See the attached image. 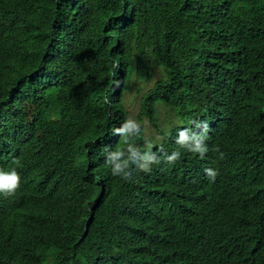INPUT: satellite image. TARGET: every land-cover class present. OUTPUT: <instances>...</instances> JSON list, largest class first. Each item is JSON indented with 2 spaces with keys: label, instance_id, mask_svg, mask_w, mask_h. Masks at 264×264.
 <instances>
[{
  "label": "trees",
  "instance_id": "1",
  "mask_svg": "<svg viewBox=\"0 0 264 264\" xmlns=\"http://www.w3.org/2000/svg\"><path fill=\"white\" fill-rule=\"evenodd\" d=\"M263 95L264 0H0V170L20 176L0 194V264H197L200 244L207 264H264L199 243L219 210L223 240L258 230L264 245V169L212 181L213 146L200 159L177 144L256 97L237 132L264 147ZM129 146L160 163L112 175Z\"/></svg>",
  "mask_w": 264,
  "mask_h": 264
},
{
  "label": "clouds",
  "instance_id": "2",
  "mask_svg": "<svg viewBox=\"0 0 264 264\" xmlns=\"http://www.w3.org/2000/svg\"><path fill=\"white\" fill-rule=\"evenodd\" d=\"M255 98H252L251 102H254L250 106L248 105L251 102L242 105V107L228 113L227 117L214 122L213 125L203 123L204 126L198 135L196 134V129L200 126L198 123L192 125L190 132L193 135L191 137L188 135L187 130L179 133L177 144L188 152L199 154L200 159H204L209 150L208 147L213 146L211 150L213 163L205 169L206 176L212 181H218L224 174L227 172L230 174L233 171L241 172L244 177L251 178L264 169V163L257 162V157L261 153L259 151H263L264 147H256L257 143H247L245 135L237 132H241L242 128L249 125L248 117L253 105L256 104ZM260 117L264 123V101H261ZM134 127L135 124L128 122L121 131L128 132ZM128 151L131 153L128 160H122L124 156L122 150H117L110 155L107 164L111 167L112 175L121 176L126 181L131 180V172L125 171L131 165H135L138 171L148 173L151 171L152 165L160 163L156 155L151 152L146 151L143 155H140L131 146H129ZM180 155L179 151L173 152L170 156H166L165 163L172 164L178 161ZM19 186L20 176L15 169L11 171L0 170V194L4 196L14 195ZM205 214L207 223L200 234L199 243L200 241L203 243L214 241L218 243L222 240L226 245V252L229 243L232 246L233 253H243L246 263L258 258L264 252V245L259 241L257 235L258 230L246 240L225 241L223 238L228 228L226 227L227 219L219 218V210L217 212L214 210L212 213L207 211ZM196 248L198 251L197 264H207L208 258L203 245L200 244Z\"/></svg>",
  "mask_w": 264,
  "mask_h": 264
},
{
  "label": "rangeland",
  "instance_id": "3",
  "mask_svg": "<svg viewBox=\"0 0 264 264\" xmlns=\"http://www.w3.org/2000/svg\"><path fill=\"white\" fill-rule=\"evenodd\" d=\"M157 71H154V76L151 79L150 85L157 80L158 75L156 74ZM142 86V85H141ZM137 87H133L126 95H125V106L127 108V111L129 112V120L133 124H137V121L135 120L136 115L138 114V94L136 92ZM163 116L160 115V120L162 121ZM147 125V135H154L155 131L151 128V126L145 122Z\"/></svg>",
  "mask_w": 264,
  "mask_h": 264
},
{
  "label": "bare ground",
  "instance_id": "4",
  "mask_svg": "<svg viewBox=\"0 0 264 264\" xmlns=\"http://www.w3.org/2000/svg\"><path fill=\"white\" fill-rule=\"evenodd\" d=\"M231 174H233V172L231 173ZM231 174H230V176H231ZM233 177V176H232ZM229 179H230V177H229ZM204 207V206H203Z\"/></svg>",
  "mask_w": 264,
  "mask_h": 264
}]
</instances>
